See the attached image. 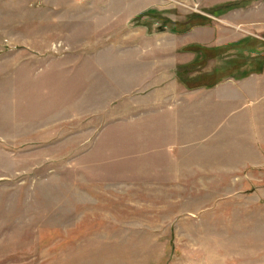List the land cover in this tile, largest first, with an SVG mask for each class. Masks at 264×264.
<instances>
[{
    "label": "rangeland",
    "instance_id": "1",
    "mask_svg": "<svg viewBox=\"0 0 264 264\" xmlns=\"http://www.w3.org/2000/svg\"><path fill=\"white\" fill-rule=\"evenodd\" d=\"M0 264H264V0H0Z\"/></svg>",
    "mask_w": 264,
    "mask_h": 264
}]
</instances>
